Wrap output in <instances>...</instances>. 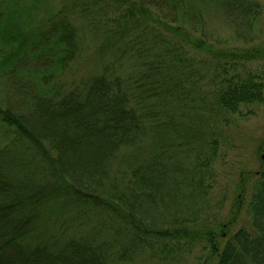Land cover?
Listing matches in <instances>:
<instances>
[{"label": "trees", "instance_id": "obj_1", "mask_svg": "<svg viewBox=\"0 0 264 264\" xmlns=\"http://www.w3.org/2000/svg\"><path fill=\"white\" fill-rule=\"evenodd\" d=\"M48 1L0 0L18 90L0 107V264H264V139L257 170H224L234 116L264 103L252 1L220 0L238 48L188 2Z\"/></svg>", "mask_w": 264, "mask_h": 264}, {"label": "rangeland", "instance_id": "obj_2", "mask_svg": "<svg viewBox=\"0 0 264 264\" xmlns=\"http://www.w3.org/2000/svg\"><path fill=\"white\" fill-rule=\"evenodd\" d=\"M177 1L180 7H182V5L185 7L186 2L191 3L190 6L186 7L190 10L187 16L190 20L194 21H191V23L195 26L198 25V32H204L202 36L208 38L214 44L230 46L232 48L245 45L242 38L239 36V34L244 33L245 28L241 20L242 16L236 17V12L234 10L232 13H226V11L223 10V6H221L220 0ZM251 1L258 13V25L255 27L258 34L256 40L260 38L264 41V0ZM25 2L28 4L37 2L35 5L40 9L41 6L44 8L45 5H49L50 3L49 1L47 3V0H25ZM164 5L165 6L161 9L166 10L168 6L173 10L171 7L172 5ZM177 10L178 8H176V12ZM25 18L28 20L27 15H25ZM30 20V22H33L34 18ZM245 34L247 35L248 31H246ZM256 40L253 39V42ZM247 67L257 72H262L264 70V59L247 64ZM15 93L18 95L17 88L9 84L6 78L0 77V107H5L12 102L16 97ZM241 111L242 116H234V121L232 123L235 125L230 128V132L227 133L226 138L229 139V143L230 141L234 144L236 143V145H234L236 149L231 151L230 155L227 157V165L224 163L225 174L229 175L233 180L238 179L239 171L242 169L245 171L257 170L260 167V156H256L255 152L261 140L264 139V103L243 107ZM8 136H10L8 128L0 123V142L1 139L2 141L6 140ZM261 156L264 157V153Z\"/></svg>", "mask_w": 264, "mask_h": 264}]
</instances>
